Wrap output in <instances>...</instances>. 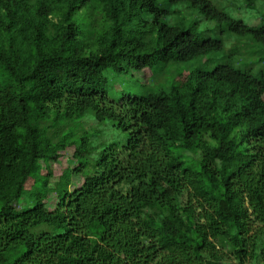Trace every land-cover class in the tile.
<instances>
[{
  "label": "trees",
  "instance_id": "1",
  "mask_svg": "<svg viewBox=\"0 0 264 264\" xmlns=\"http://www.w3.org/2000/svg\"><path fill=\"white\" fill-rule=\"evenodd\" d=\"M168 1L264 45V23ZM171 13L159 0H0V264H264V69ZM169 65L172 82L151 87ZM84 119L125 141H97Z\"/></svg>",
  "mask_w": 264,
  "mask_h": 264
},
{
  "label": "rangeland",
  "instance_id": "2",
  "mask_svg": "<svg viewBox=\"0 0 264 264\" xmlns=\"http://www.w3.org/2000/svg\"><path fill=\"white\" fill-rule=\"evenodd\" d=\"M216 7L225 10L234 18L242 19L251 26H260L264 23V0H254L253 4L249 5L247 0H209ZM162 7L169 8L172 13L165 18L166 21L179 20L181 23L191 24L197 23L199 25V36L219 38L223 37L225 44L222 52H227L228 49L237 47L236 54L232 56V62L242 68L250 66L254 70L264 69V45L261 43H254L247 37L239 39L226 38L227 34H231L224 30L221 34L222 27H219L217 22L206 20L198 8L192 7L187 1L169 2L168 0H159ZM98 5V1H96ZM207 26L210 28L207 29ZM207 29V30H206ZM233 35V34H231ZM234 36V35H233ZM213 54H211L212 56ZM170 66V65H169ZM210 68V66H209ZM109 82L117 89H124L127 92L140 94L139 85L132 81L127 75H118L113 70H107ZM176 74V66L164 68L162 71L152 74L148 79L151 87L159 84L164 86L169 85ZM81 125L88 131L95 130V137L97 141H108L109 144H116L118 148L126 139V133L115 129L109 120L98 121L87 119L83 120ZM82 132V131H79ZM99 147V146H98ZM102 147H99V150ZM98 150V151H99ZM31 205V200L27 195H23L18 203L19 210H25ZM219 246H224V241L218 242ZM232 263V262H231Z\"/></svg>",
  "mask_w": 264,
  "mask_h": 264
}]
</instances>
